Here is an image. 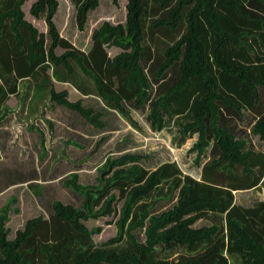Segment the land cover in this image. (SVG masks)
Wrapping results in <instances>:
<instances>
[{"label":"trees","instance_id":"1","mask_svg":"<svg viewBox=\"0 0 264 264\" xmlns=\"http://www.w3.org/2000/svg\"><path fill=\"white\" fill-rule=\"evenodd\" d=\"M27 1L0 0V123L9 99L25 103L28 86L50 110L65 106L103 130V113L84 105L94 95L136 131L131 109L147 108L152 131L168 130L178 146L197 136L190 151L202 169L198 180L176 162L152 170L138 153L108 156L93 184H82L78 171L63 179L79 206L54 201L49 217L37 210L15 231L18 198L11 196L0 207V264H264V201L256 197L264 191V150L228 128L252 112L250 135L264 146V0H126L125 21L96 27L87 51L64 37L61 2L35 0L29 8L45 23L41 34L24 18ZM71 3L83 34L101 0ZM59 84L81 98L71 100ZM27 186L26 195L44 205L37 183ZM235 192L252 196L248 206L236 203ZM206 217L212 224L196 229ZM104 218L117 234L96 244L103 230L86 222ZM175 249L190 255L159 256Z\"/></svg>","mask_w":264,"mask_h":264},{"label":"rangeland","instance_id":"2","mask_svg":"<svg viewBox=\"0 0 264 264\" xmlns=\"http://www.w3.org/2000/svg\"><path fill=\"white\" fill-rule=\"evenodd\" d=\"M34 1L28 0L21 7L24 18L32 23L38 32H45L44 21L37 20L29 14V8ZM58 1L61 2L59 21L64 27V37L85 51L91 48V34L96 27L105 21L118 23L125 21L126 18V0L121 1L117 7L112 4V0H101V6L91 15L87 31L79 34L73 25L75 9L71 0ZM69 31L71 36L68 34ZM61 52L63 53V51ZM116 52L119 51L111 50V56L114 57ZM34 75L31 76V81L39 79L38 75ZM57 88L68 89L70 99L73 101L81 98L80 93L74 87L59 84ZM26 91L29 92L25 103L23 101L17 103L15 97L7 101L10 108L9 113L0 123V187H2L0 207L11 196L18 198L16 205L19 212L10 213L9 227L14 231L23 225L26 219L36 215L37 210H41L39 214L48 211L49 204L54 201L60 200L67 205L79 206L78 197L64 187L63 179L69 173L78 171L82 184H93L97 177L96 169L104 165L108 156H117L128 152L138 153L146 157V167L152 170L165 162H176L185 174L198 180L201 178L202 166L197 167L195 164L197 153L190 151L197 141V136L178 146L168 130L152 131L146 116L147 108L131 109L132 115L140 127L136 131L126 117L109 109L98 97L87 95L84 105L103 113L106 127L103 130H98L79 115H72L69 108L55 106L54 110H50V101L44 105L40 104L28 86ZM41 96L43 102L45 96L43 94ZM255 118L254 113H247L244 120H235L232 122V127L228 128L233 133L240 134L239 137L244 136L241 138H250L255 148L263 151L264 146L259 138L250 135ZM38 130L41 131L44 138L45 154L43 159H40L42 153ZM102 137H107V140L100 142ZM99 143L101 146L98 145ZM30 181H35L39 186L38 190L44 193L42 200L44 205L37 202L38 199H34L29 193L28 196L26 195L25 191ZM234 197L237 204L245 206H248L252 199L248 192H235ZM256 197L264 201V191ZM45 213L44 218L49 217L48 212ZM110 220V218H104L86 222V226L90 230L96 228L103 230L94 239L96 244L117 234L116 227L110 225ZM212 222L210 218L206 217L199 221L195 228L209 227ZM57 247L60 248V246ZM173 251L175 252L172 254L167 251L160 253L159 256L175 260L180 256L190 255L182 249Z\"/></svg>","mask_w":264,"mask_h":264},{"label":"crops","instance_id":"3","mask_svg":"<svg viewBox=\"0 0 264 264\" xmlns=\"http://www.w3.org/2000/svg\"><path fill=\"white\" fill-rule=\"evenodd\" d=\"M46 32V31H45ZM45 32H39V33H41V34H45ZM75 89V88H74ZM76 90V89H75ZM77 91V90H76ZM81 94V93H80ZM92 96H94V95H92ZM84 102H85V99H84ZM1 188L2 187H0V190H1Z\"/></svg>","mask_w":264,"mask_h":264}]
</instances>
